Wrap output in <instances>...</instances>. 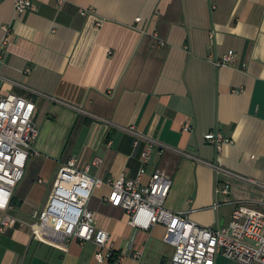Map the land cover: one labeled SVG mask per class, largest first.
<instances>
[{
	"label": "crops",
	"instance_id": "1",
	"mask_svg": "<svg viewBox=\"0 0 264 264\" xmlns=\"http://www.w3.org/2000/svg\"><path fill=\"white\" fill-rule=\"evenodd\" d=\"M33 4L20 14L14 0H0V96L32 100L39 130L8 212L20 222L0 232V264H113L98 262L95 243L62 250L35 239L29 224L72 158L104 181L137 179L147 142L136 146L124 131L131 126L162 146L141 185L168 174L169 210L214 230L229 226L237 203L264 213V190L245 181L264 184V0ZM231 52L236 62L216 67ZM209 133L231 142L218 151ZM110 193L97 189L89 203L96 227L110 233L117 253L142 255L120 264H171L165 228L133 227L106 201Z\"/></svg>",
	"mask_w": 264,
	"mask_h": 264
},
{
	"label": "built area",
	"instance_id": "2",
	"mask_svg": "<svg viewBox=\"0 0 264 264\" xmlns=\"http://www.w3.org/2000/svg\"><path fill=\"white\" fill-rule=\"evenodd\" d=\"M14 6L20 14L34 10L33 0H14ZM87 12L81 13L85 15ZM236 60L237 54L231 52L214 61V64L222 68L234 64ZM35 114L36 104L32 100L14 94L0 96V212L4 214L0 226L2 233L20 222L8 212L15 189L25 176L28 160L36 154L34 145L39 130L34 122ZM190 128L187 124L184 129L189 131ZM124 131L135 138L136 146L147 142L138 178L104 181L93 176L90 167L80 170L77 160L70 159L57 175L46 208L31 213L32 222L29 227L35 239L62 250H67L72 241L82 245L95 243L99 248L96 259L100 263L109 260L113 264H120L127 257L141 260V253L134 250L128 254L117 253L110 233L96 227V217L89 203L97 189L109 186L111 193L106 201L112 207L126 211L133 227L149 230L155 225H161L165 228L164 241L175 248L171 264H216L219 254L240 264H264L263 212L251 203H237L229 226L214 230L191 221L186 213L169 210L166 201L173 181L168 174L156 172L147 186L141 185L155 148L162 146L143 135L135 126L124 128ZM205 139L214 144L218 151H222L223 146L231 142L217 133H209ZM100 162L96 160L93 166H99ZM245 181L264 190V184L254 180Z\"/></svg>",
	"mask_w": 264,
	"mask_h": 264
},
{
	"label": "rangeland",
	"instance_id": "3",
	"mask_svg": "<svg viewBox=\"0 0 264 264\" xmlns=\"http://www.w3.org/2000/svg\"><path fill=\"white\" fill-rule=\"evenodd\" d=\"M216 263L217 264H240L237 261H234V260H231V259H227L223 255H218L217 256Z\"/></svg>",
	"mask_w": 264,
	"mask_h": 264
}]
</instances>
